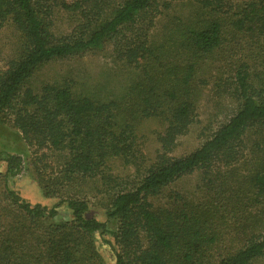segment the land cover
Instances as JSON below:
<instances>
[{
    "label": "trees",
    "instance_id": "trees-1",
    "mask_svg": "<svg viewBox=\"0 0 264 264\" xmlns=\"http://www.w3.org/2000/svg\"><path fill=\"white\" fill-rule=\"evenodd\" d=\"M174 2L194 4V18H170L160 34ZM61 14L70 31L59 34ZM6 27L15 49L0 66V124L11 121L35 154L57 158L56 181L115 189L122 181L110 162L135 168L112 195L111 264L264 259V0H0V33ZM108 45L127 72L119 93H79L70 80L31 84L43 65ZM211 79L233 86L238 107L199 148L173 156ZM145 120L164 127L153 160L139 136ZM0 162V264H105L95 237L108 227L88 218L87 200L32 205L9 184L22 158L0 153ZM195 175L194 190L172 189ZM65 203L71 218L59 220Z\"/></svg>",
    "mask_w": 264,
    "mask_h": 264
},
{
    "label": "rangeland",
    "instance_id": "rangeland-1",
    "mask_svg": "<svg viewBox=\"0 0 264 264\" xmlns=\"http://www.w3.org/2000/svg\"><path fill=\"white\" fill-rule=\"evenodd\" d=\"M66 1L71 2L73 0ZM194 13H196L194 4L174 2L172 8L168 11V16L165 15L161 18L157 30L160 31L161 26L170 18L175 20L176 23H178V20L191 21L194 18ZM56 31L59 34L70 31L69 22L64 14L57 17ZM160 34H162V30ZM14 38L15 35L9 27L4 28L0 33L1 67L5 64L4 60L11 57L12 51L15 49ZM117 66L112 59L111 46L108 45L103 50L56 59L43 65L33 76L31 84L39 88L47 83H61L64 80H70L76 84L79 93H91L94 96L106 97L113 92L119 93L127 83V72ZM224 79H227V77H223ZM213 82L214 79H211L210 84L203 89L198 104L196 122L190 127L187 135L179 138L178 145L172 153L173 156H185L199 148L203 141L221 123L229 119L237 109L238 104L235 96L230 95L233 86L221 84L222 88H218ZM163 130V125L154 120H145L140 125L139 136L143 143L142 150L150 160L155 158L159 150L157 136ZM0 153L3 155H18L22 158V171L16 177L10 178L9 184L13 190L32 205L41 204L53 208L60 201L70 198L87 200L89 203L88 218L107 224L108 233L103 236L97 234L95 239L105 264L112 263L113 254L106 241L114 242L113 233L116 232L118 223L115 219L109 217L111 199L113 193L116 192L115 190L126 189L125 180L132 179L135 174L134 167L125 166L118 159L110 162L109 172L122 181L117 186H113L115 189L110 188L111 186H104L98 180L65 182L61 179L56 181V177H60L57 158L50 154L47 157L35 154L33 149H29L22 139L21 133L13 127L12 122L9 120L0 124ZM5 172L6 163L0 162V174ZM198 182V175L190 176L178 181L172 189L189 193L194 190ZM44 187H48L47 189L52 194L47 196ZM58 212L59 220L71 218V211L67 208L66 203L58 208ZM253 264H264V259Z\"/></svg>",
    "mask_w": 264,
    "mask_h": 264
}]
</instances>
